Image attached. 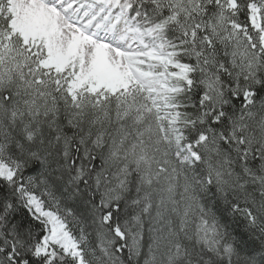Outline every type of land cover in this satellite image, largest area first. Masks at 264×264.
I'll return each mask as SVG.
<instances>
[{
  "label": "snow or ice",
  "instance_id": "6c2138e0",
  "mask_svg": "<svg viewBox=\"0 0 264 264\" xmlns=\"http://www.w3.org/2000/svg\"><path fill=\"white\" fill-rule=\"evenodd\" d=\"M0 264H264V0H0Z\"/></svg>",
  "mask_w": 264,
  "mask_h": 264
}]
</instances>
